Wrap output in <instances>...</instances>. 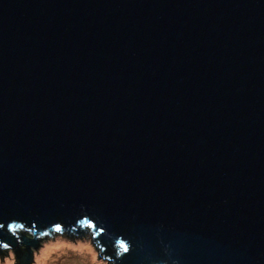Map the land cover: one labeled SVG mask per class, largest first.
I'll list each match as a JSON object with an SVG mask.
<instances>
[{
  "label": "water",
  "instance_id": "1",
  "mask_svg": "<svg viewBox=\"0 0 264 264\" xmlns=\"http://www.w3.org/2000/svg\"><path fill=\"white\" fill-rule=\"evenodd\" d=\"M55 235L264 264V0H0V254Z\"/></svg>",
  "mask_w": 264,
  "mask_h": 264
},
{
  "label": "rangeland",
  "instance_id": "2",
  "mask_svg": "<svg viewBox=\"0 0 264 264\" xmlns=\"http://www.w3.org/2000/svg\"><path fill=\"white\" fill-rule=\"evenodd\" d=\"M55 241L63 242V245L66 247H62L60 250H57L51 253L44 264H112V262L105 257L101 256L97 253L96 245L93 241L77 239L62 235H55L45 243L41 244L36 249L35 259L34 262L30 264L36 263V257L44 248L45 245L49 243H54ZM77 244H84L87 247L92 249L94 258L92 259L87 252H81L76 250ZM10 264H21L17 261L15 253L5 257L0 254V264L4 263Z\"/></svg>",
  "mask_w": 264,
  "mask_h": 264
},
{
  "label": "bare ground",
  "instance_id": "3",
  "mask_svg": "<svg viewBox=\"0 0 264 264\" xmlns=\"http://www.w3.org/2000/svg\"><path fill=\"white\" fill-rule=\"evenodd\" d=\"M62 247H66L63 245V242L55 241L54 243H49L42 248L40 253L36 257V263L35 264H44L46 260L48 259L49 255L57 250H60ZM76 250L81 251V252H87L90 257L93 259L94 255L92 252V249L90 247H87L86 245L82 244H77ZM4 264H10L4 263Z\"/></svg>",
  "mask_w": 264,
  "mask_h": 264
},
{
  "label": "trees",
  "instance_id": "4",
  "mask_svg": "<svg viewBox=\"0 0 264 264\" xmlns=\"http://www.w3.org/2000/svg\"><path fill=\"white\" fill-rule=\"evenodd\" d=\"M20 229H24V227H21ZM52 231H53V230H52ZM60 232H61V231H60ZM45 234H50V233H47V232H46Z\"/></svg>",
  "mask_w": 264,
  "mask_h": 264
},
{
  "label": "snow or ice",
  "instance_id": "5",
  "mask_svg": "<svg viewBox=\"0 0 264 264\" xmlns=\"http://www.w3.org/2000/svg\"><path fill=\"white\" fill-rule=\"evenodd\" d=\"M126 250V249H125Z\"/></svg>",
  "mask_w": 264,
  "mask_h": 264
}]
</instances>
